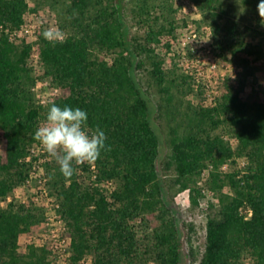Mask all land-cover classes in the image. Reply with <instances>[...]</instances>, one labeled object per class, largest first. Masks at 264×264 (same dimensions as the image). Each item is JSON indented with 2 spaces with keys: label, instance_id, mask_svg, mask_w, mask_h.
I'll return each mask as SVG.
<instances>
[{
  "label": "trees",
  "instance_id": "trees-1",
  "mask_svg": "<svg viewBox=\"0 0 264 264\" xmlns=\"http://www.w3.org/2000/svg\"><path fill=\"white\" fill-rule=\"evenodd\" d=\"M258 3L191 0L189 10L211 30V51L240 73L220 77L212 103L190 84L199 102L183 109L177 93L195 78L174 65L180 29L191 16L175 0H69L58 15L65 38L55 44L42 33L35 44L12 40L39 5L0 0V264H56L51 243L22 242L42 237L43 206L14 198L35 171L32 150L40 144L33 135L52 102L85 110L88 130L102 129L110 149L93 163L74 165L67 179L43 151L44 178L66 222L74 263L91 257V264H185L189 256L198 264H245L247 258L264 264V24ZM36 55L38 72L31 62ZM140 76L160 92L157 103ZM43 80L58 89L47 104L35 90ZM165 117L171 152L164 170L171 180L159 169ZM239 160L246 161L244 170L233 168ZM227 164L232 171L223 172ZM106 181L116 184L111 194ZM185 191L188 208L175 204ZM206 191L219 204L211 205L217 210L208 218L205 251L199 258L189 238L186 256L177 215L187 217L194 233L189 216Z\"/></svg>",
  "mask_w": 264,
  "mask_h": 264
},
{
  "label": "rangeland",
  "instance_id": "rangeland-1",
  "mask_svg": "<svg viewBox=\"0 0 264 264\" xmlns=\"http://www.w3.org/2000/svg\"><path fill=\"white\" fill-rule=\"evenodd\" d=\"M69 0H30L32 6L36 4L39 5L38 13L30 12L27 14L26 20L28 24L35 26L39 29L40 34L47 28H58L59 29V19L58 15L60 12L63 11V7L66 6ZM176 6H181L185 9V13L191 16L188 20L189 25L192 26L190 28H181L180 29V57L177 58L175 67L178 69V72L183 73H190L194 76L195 80H188V85H184L185 93L180 94L177 93L179 96V103H181V108L185 109L189 102L194 105H197L199 102L197 93L194 94L190 90V84L197 89H202L207 97L216 96L218 91V80L219 77L222 75H239L240 69L235 66V64L230 63L224 59H218L214 53L209 52V45L212 39V33L210 28L202 23V18L199 15L193 14L189 7L191 6V0H175ZM200 27V29H199ZM61 30V29H59ZM193 30V31H192ZM135 32V31H134ZM197 34L196 37L193 35ZM259 38H256V41ZM223 61V62H222ZM221 63H224V66H221ZM217 65V68H213L214 65ZM142 84L145 90L148 93V96L153 100L154 103L160 100L161 94L157 88L153 85H149L148 80H146L143 76H140ZM50 85L47 87H43L40 89V93L44 94L48 97V99H53L54 97V88L55 85L49 80ZM195 90V92H196ZM218 96V95H217ZM210 103V101H208ZM169 123L170 120L165 117L162 120L163 128L161 130L162 135V153L161 159L159 162V169L161 172V176L166 178L167 180L172 179V173L166 172L164 170V162L168 158L171 147L169 143ZM226 140H230V137H226ZM246 165L245 160H239L237 165L233 168L237 170H244ZM223 172L232 171L230 166L227 164L222 168ZM35 186V183H34ZM35 191L29 189L25 186L18 187L14 192V198L18 200V202H30L34 203ZM46 201V200H44ZM175 204L182 208H188L191 205L190 202V193L189 191H185L180 193L176 199ZM215 204L218 206L219 202L215 195L210 192H205V197L201 200V205L193 210L189 216L190 222H192L195 226V232L189 233L187 227L185 226L186 222H189L187 217L183 215L180 211L177 215V220L179 222V226L184 233V253L187 256L189 252V243L188 239L192 238V243L194 245L195 251L199 258L202 257L205 251V244H206V235H207V222L210 215L216 213V208H213L211 205ZM4 206H7V203H4ZM34 242L37 244H42V237L36 239H27L22 238V242ZM89 260L92 258L89 257ZM185 264H198V262H193L192 259L187 256V261ZM245 264H252L251 259L247 258L245 260Z\"/></svg>",
  "mask_w": 264,
  "mask_h": 264
},
{
  "label": "clouds",
  "instance_id": "clouds-1",
  "mask_svg": "<svg viewBox=\"0 0 264 264\" xmlns=\"http://www.w3.org/2000/svg\"><path fill=\"white\" fill-rule=\"evenodd\" d=\"M257 11L264 24V0H259ZM42 36L52 44L62 43L65 38L58 28H47ZM87 122L85 110L52 102L47 106L44 123L34 132V140L55 159L60 173L66 179L74 175V165L93 163L101 157L102 151L110 150L106 145L105 132L99 127L89 131Z\"/></svg>",
  "mask_w": 264,
  "mask_h": 264
},
{
  "label": "built area",
  "instance_id": "built-area-1",
  "mask_svg": "<svg viewBox=\"0 0 264 264\" xmlns=\"http://www.w3.org/2000/svg\"><path fill=\"white\" fill-rule=\"evenodd\" d=\"M192 25L190 24L188 28H190ZM193 31V30H192ZM39 29L36 28L33 25L28 24L27 20L25 24L21 27V29L16 30L12 34V40H26L28 43L35 44V42L38 41L39 38ZM194 37L197 36V34L193 35ZM34 49L36 50L37 47L34 46ZM209 52H212L209 48ZM213 53V52H212ZM220 59V58H218ZM221 60V59H220ZM38 72L40 70V57L36 55L34 59L31 61ZM223 62V61H222ZM224 63H221V66H224ZM218 66L215 64L213 68H217ZM233 68L236 69V66ZM225 75H222L223 77ZM220 80V77L218 78ZM219 84V82H218ZM50 85L49 80H43L38 81L36 86V92L38 94V99L42 104H47L51 99H48L47 96L40 93V89L43 87H47ZM58 89L54 88V95L57 93ZM219 94V91H217V95ZM217 95L210 96L208 98V101L212 103ZM43 147L41 145L36 146L32 150V154L34 157L38 158V160L35 161V167H34V173L30 179H28L22 186H25L29 189H32L35 191V197H34V203L39 206H43V211L45 214V222L43 223L44 226V232L42 234V241L43 243H51L52 249L55 255L56 264H76L72 260L73 256V247H72V239L68 236V228L66 225V222L58 212L59 205L57 200L51 196V191L49 187L47 186V179L44 178V169L41 166L44 157H43ZM95 179V178H94ZM35 183V186H34ZM103 186L107 190V194H111L112 191L115 190L116 184L113 181H106ZM13 200L12 197H10L7 201L3 202L8 203ZM46 200V201H44ZM26 203V202H23ZM251 215V212L249 211L248 216ZM92 259L89 260L88 258L84 259L82 264H91Z\"/></svg>",
  "mask_w": 264,
  "mask_h": 264
}]
</instances>
